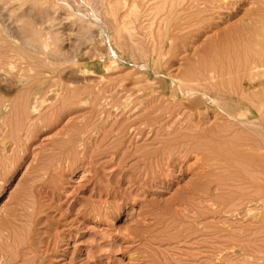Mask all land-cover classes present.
<instances>
[{"label":"rangeland","instance_id":"obj_1","mask_svg":"<svg viewBox=\"0 0 264 264\" xmlns=\"http://www.w3.org/2000/svg\"><path fill=\"white\" fill-rule=\"evenodd\" d=\"M119 1L111 0L116 4ZM126 1L129 7L134 0H123L118 8L125 7L123 2ZM139 3L140 8L146 9H141L142 16H137V30H133L130 37L126 35L129 44L138 42L133 45L137 49L135 54L140 52L139 59L135 55L136 58L131 59L133 62L130 61L125 51L124 60H117L116 69L109 72L110 58H98L93 42H79L81 34L72 30L64 16L57 22L65 38L62 46L59 45L61 55L50 52L40 60L39 55L24 46L22 39L28 26L42 35L50 30L49 20L54 14L44 5L33 7L30 16L20 14L22 30L12 42L7 36L2 37L5 34L0 28V40L6 38V42L0 41V105L14 101L18 116H22L21 119L17 116L16 143L6 130L0 129V264H264V129L259 134V129L228 125L231 122L227 116L210 102L199 106L192 114L176 85L177 78L213 61L220 64L219 67L235 65L234 70L238 65V70L248 46L247 23L264 13V6L259 0H225L224 3L221 0H186L180 3L181 8L177 7L176 16L168 23L171 28L161 32L164 36L167 34L162 56L158 47L153 50L151 41L148 43L152 32L157 33V37L159 29L166 26L162 14L159 16L152 10L154 2L147 4L139 0ZM259 6L263 10H259ZM72 7L78 13L79 6L73 3ZM124 7L119 17L126 24L130 19L124 16L128 11ZM148 8L149 17L145 12ZM84 9L80 10L88 14ZM153 16L158 17L154 23ZM129 22L132 24V21L127 24ZM148 25L152 27L150 30H147ZM93 32L94 42L99 41L98 48L105 49L106 42L103 38L99 40L100 32ZM157 40L160 45L161 40ZM170 41L173 49H169ZM155 57L161 59L153 67L150 61ZM244 80L247 79H243L242 87L252 90L250 86L255 83L252 85ZM54 84L57 88L63 84L70 89L66 97L63 96L64 101L52 100ZM53 85L55 88L51 87ZM46 87L51 89L46 92ZM30 90L42 91L44 96L39 102L46 104L39 106L38 114L32 115L25 105L24 96L29 95ZM225 92L234 97L235 101L228 105L229 110H234L240 98ZM85 99H90L89 103L79 102H86ZM247 100H242L240 109L246 113L252 111L250 120L261 123L264 128V118ZM141 102L150 105L148 111L152 114V128L147 129L143 139L130 134L137 127L133 123L139 117L135 112L137 107L135 111L132 109ZM13 120L16 123V118ZM193 127L197 130L191 129ZM123 130L129 133L125 138L120 136ZM167 130L172 138H166ZM197 132L214 138L213 145L208 143L209 156L206 152L200 153L203 158L199 159L194 153L190 157H185L184 153L177 155L179 147L175 138L180 140L181 135ZM235 135L238 138H234ZM165 140L173 142L167 150L175 154L171 159L163 155L165 147L160 141ZM155 149L159 150L158 154L153 153Z\"/></svg>","mask_w":264,"mask_h":264},{"label":"bare ground","instance_id":"obj_2","mask_svg":"<svg viewBox=\"0 0 264 264\" xmlns=\"http://www.w3.org/2000/svg\"><path fill=\"white\" fill-rule=\"evenodd\" d=\"M74 1H76V2H72V1H68V0H0V28H2V31H3V33L5 34L4 36L2 35V37L4 38L5 36H7V38L10 40V42H12V38L17 34V33H21V30H22V27H21V25L19 24V22H20V18H19V16H20V14H23L24 13V16H30V14L32 13V9H33V7H35V6H40V5H44V8L45 9H47L48 11L50 10V11H53L52 13L54 14V15H52L51 13H50V15H52L53 17H50L51 19L49 20L51 23V25H50V30L47 32V33H45V34H43L42 35V33L40 32L39 33V31H37L36 29H34V28H32V27H27L26 28V31H25V36H24V38L22 39V40H24L23 42H24V46L26 47V48H28V49H30L32 52H34L35 53V55H39L40 56V58L39 57H37V58H39L40 60H41V56L42 55H46V57H47V55L51 52V53H54V54H56L57 56H59V55H61V50L62 49H60L59 48V45L60 46H62V42L64 41V39L65 38H63L62 37V35L64 36V33L62 34L60 31H59V28H58V25L60 24H57V22H59L60 21V18L61 17H65V21L67 22V24H69V23H71V26H72V30L74 31V30H77L78 31V33H80L81 34V38H80V40H79V42H83V43H85L86 42V44H88L89 42H93V48H94V51L96 52V54H97V56H98V58L100 57V59H105V58H110V61H109V63H112L111 64V67H109V68H111V69H108L107 71L109 72V71H111L113 68H114V66H115V64H116V62H117V60H119V59H121V61H123L124 60V53H125V51H126V53H127V55L129 56V57H131L130 58V61H132L134 58H136L135 57V55H137V54H135V53H137V49H136V47L133 45V44H135V42L133 43V44H129V42L126 40V35H127V37L129 36L130 37V35L129 34H131V36H132V34H133V30H137V28H136V23H137V21H136V19H137V16H139V15H141L140 14V12L143 10L142 8H140V4L141 3H139L138 4V2H139V0H134L133 1V3H132V5H128L129 7H127V1L126 2H123L124 3V5H126L125 7L124 6H121V8H118L119 7V5L121 4L120 2H122L123 0H121V1H119L117 4H116V2H114V3H112L111 2V0H74ZM116 1V0H115ZM143 1V3H147L148 4V2L150 3H152V2H154V4L152 5V7H153V9L152 10H154V12H156L157 13V15H159L160 16V14H162V18L161 19H163V22H165V25L166 26H164V27H166L165 29H164V27H163V29H159L158 31V34L160 33V35H158L157 37H156V35L155 34H157V33H151V31H150V33H151V36L148 34V33H146V34H148L149 36H150V40L148 41V43H150V41H151V45L153 46V50H156V48L158 49V51H159V54H160V52H162L163 51V49H164V38L166 37L167 38V34L164 36V35H162V33L165 31H167V28L169 29V28H171V27H168L169 25H171V24H169L168 25V23H170V22H172V21H170L171 19H174V16H176V15H174V13L176 12V10H177V7L180 5V3H183V2H185L186 0H142ZM188 1V0H187ZM190 1V0H189ZM221 1H223V3H224V1L225 0H221ZM252 1V0H251ZM260 1V3L264 6V0H259ZM131 2H132V0H131ZM227 2V1H226ZM73 3H76L79 7H78V13L76 12V10H74V8L72 7V5H73ZM120 3V4H119ZM189 3V2H188ZM229 3V2H228ZM253 3V2H252ZM255 3V2H254ZM146 4V5H147ZM31 5V6H30ZM75 5V4H74ZM121 5H123V4H121ZM143 5H145V4H142V6ZM145 5V6H146ZM149 6H150V4H149ZM180 6H182V5H180ZM179 6V8H181ZM255 6H256V4H255ZM122 7H124V9L127 7L128 8V11H127V15L125 14H123L124 16H126V18H128V19H130V20H128V21H132V24L130 23H128L129 25H131V28L128 26V24H127V22L128 21H126V24H125V22H123V17L121 18L122 19V21H120V17H119V12H120V9H122ZM151 6H150V8H152ZM81 8H85L84 10H86L87 11V13L88 14H84L83 13V10H80ZM264 8V7H263ZM142 9V10H141ZM146 9V8H145ZM144 9V10H145ZM259 10L260 9H262L260 6H259V8H258ZM141 10V11H140ZM143 10V11H144ZM150 9L148 8L145 12H147V15H148V17H149V11ZM263 10V9H262ZM122 11H124V10H122ZM121 11V12H122ZM125 11H126V9H125ZM142 11V12H143ZM178 11V10H177ZM120 12V13H121ZM143 13V15H145L146 13ZM179 13V12H178ZM175 14H177V13H175ZM261 13H259L257 16H256V18L254 17L253 19H251L247 24H248V29L250 30L249 32H248V35L246 34H244L246 37H247V41H248V46H247V48H246V50L244 51V56H243V59H242V62H241V64H240V62H239V66H240V68L237 70V68H238V65L235 67V70L233 69L234 68V66L232 65V68H230L229 66L227 67V68H230V69H227L226 67H223V66H221V67H219L220 66V64H217L216 63V61H213V62H211V63H209V65H206V63H205V66H198V67H195L194 69H192L188 74H186L185 76H183L181 79H179V78H177V83L178 84H176V85H179L178 86V88H179V90L181 91V93H182V95H183V97H184V101L183 102H186V103H188V105L186 106V108L189 110V112H195V110H198L197 108L199 107V106H201V105H205V104H207L208 102H210V103H212V104H214V105H216L217 107H219L221 110H222V112L227 116V118H228V120L231 122V123H228V125L229 124H235V125H240V127L241 126H243V127H245V128H248V129H259V130H257V133H261V131H263V129L264 128H262V126H261V123H259V122H256V121H251L250 120V117H249V114L251 115L252 114V111H250L249 113H246L244 110H241L240 109V106H242L243 105V99H248L247 101H250L251 103H252V106L253 107H256L255 108V110H257L258 112H259V116H261V118H264V13L262 12V14L260 15ZM45 15V14H44ZM47 15V14H46ZM151 15V17H152V15H153V13L152 14H150ZM142 16V15H141ZM23 17V16H22ZM32 17V16H31ZM153 17H155V19L153 20V22L152 23H154L155 22V20L158 18V17H156V16H153ZM251 17V16H250ZM26 18V17H25ZM48 18V17H47ZM125 18V19H126ZM138 19H140V18H138ZM146 19H147V17H146ZM41 19H39V21H40ZM43 20H44V18H43ZM127 20V19H126ZM141 20H143V19H141ZM160 20V19H159ZM158 20V21H159ZM23 21V20H22ZM25 21V20H24ZM39 21H37V22H39ZM152 20H150V22H151ZM160 21H162V20H160ZM159 21V22H160ZM144 22V21H143ZM150 22H148V23H150ZM243 22V21H242ZM5 23H6V25H5ZM152 23H150V25L152 24ZM202 23V22H201ZM200 23V24H201ZM44 24H46L45 22H44ZM49 24V23H48ZM139 24V23H138ZM137 24V25H138ZM143 24V23H142ZM61 25V24H60ZM156 25V24H155ZM23 26V25H22ZM46 26V25H45ZM132 26H134V27H132ZM152 27L154 26V24L153 25H151ZM157 26V25H156ZM37 27H38V25H37ZM138 27V26H137ZM141 27H142V25H141ZM145 27V26H144ZM147 27H149V28H147V30L149 29L150 30V28H152V27H150L149 25L147 26ZM247 27V26H246ZM47 28V27H46ZM140 28V27H139ZM139 28H138V30H139ZM146 28V27H145ZM160 28H162V27H160ZM44 29V28H43ZM142 29V31L144 30L143 28H141ZM154 29V28H153ZM94 30H96V31H98V32H100V35H101V38H99V40H101L102 38V40L103 41H105L106 42V44L104 45L103 43H101L100 42V46H102V44H103V46H106L105 47V49H102V50H100V48H102V47H100V48H98V46H97V43L99 44V41L96 43V42H94V39H95V36H93L94 34ZM146 29H145V31H147ZM155 30H157V27L155 28ZM154 30V31H155ZM2 31H0V33L2 32ZM77 31H76V33H77ZM198 31V30H197ZM162 32V33H161ZM168 32H169V30H168ZM32 34V36L30 35V34ZM141 33V32H140ZM143 33V32H142ZM181 33V32H180ZM34 34V35H33ZM62 34V35H61ZM69 34V33H68ZM75 34V33H74ZM145 34V33H144ZM1 35V34H0ZM19 35V34H18ZM70 35V34H69ZM77 35V34H76ZM100 35H98V36H100ZM141 35V34H140ZM143 35V34H142ZM17 36V35H16ZM65 36H67V35H65ZM78 36H79V34H78ZM136 36V35H135ZM134 36V37H135ZM2 37H0V38H2ZM80 37V36H79ZM137 37L138 36H136V38L135 39H137ZM142 37V36H141ZM145 37V36H144ZM148 37V36H147ZM170 37V36H169ZM217 37V36H216ZM143 38V37H142ZM141 38V39H142ZM157 38H159V40H161V42H160V45L158 44L159 42H158V40H157ZM171 38V37H170ZM140 38H139V40H141ZM144 39V38H143ZM173 39V38H172ZM172 39H169V40H171V41H173ZM198 39V38H197ZM16 39H14V41H15ZM101 40V41H102ZM138 40V39H137ZM145 40V39H144ZM168 40V41H169ZM1 41V40H0ZM5 42H6V38H5V40H4ZM3 40L1 41V42H4ZM145 41H147V38H146V40ZM144 41V42H145ZM169 42L170 43V45H169V49H173V43L172 42ZM240 41V40H239ZM88 42V43H87ZM104 42V43H105ZM167 42V41H166ZM232 42V41H231ZM83 43H82V45H83ZM138 42H136V44H137ZM8 44V43H7ZM13 44V43H12ZM16 44V43H15ZM140 44H143L142 42H140ZM145 44V43H144ZM242 44V43H241ZM1 45V44H0ZM4 45V44H3ZM85 45V44H84ZM191 45H193V44H191ZM5 46V45H4ZM11 47H12V45H10ZM17 46V45H16ZM70 46V45H69ZM144 46V45H143ZM226 46V45H225ZM224 46V47H225ZM242 46V45H241ZM10 47V48H11ZM19 47V46H18ZM17 47V48H18ZM175 47V46H174ZM245 47V46H244ZM3 48V47H2ZM6 48H7V46H6ZM21 48V47H20ZM19 48V49H20ZM98 48V49H97ZM104 48V47H103ZM135 48V49H134ZM211 48V47H210ZM218 48V47H217ZM243 48V47H242ZM1 49V48H0ZM22 49V48H21ZM2 50H4V49H2ZM15 50V49H14ZM14 50H12L11 49V51H14ZM25 50V49H24ZM66 50V49H65ZM64 50V51H65ZM143 50V49H142ZM145 50V49H144ZM167 50V49H166ZM166 50H164V51H166ZM185 50V49H184ZM213 50V49H212ZM216 51H217V49H215ZM215 50H213V51H215ZM17 51V50H16ZM212 51V52H213ZM243 51V50H242ZM22 52V51H21ZM69 52V51H68ZM84 52V51H83ZM1 53V52H0ZM15 53V52H14ZM29 53V52H28ZM33 53V54H34ZM87 53V52H86ZM142 53V52H141ZM153 53V52H152ZM158 53V52H157ZM167 53V52H166ZM170 53V52H169ZM214 53V52H213ZM2 54V53H1ZM0 54V55H1ZM32 54V55H33ZM85 54V53H84ZM139 54H140V52H139ZM139 54L137 55L138 56V59H139ZM148 54V53H147ZM158 54V55H159ZM163 54V52L161 53V55ZM232 54V53H231ZM126 55V54H125ZM157 55V56H158ZM161 55H159L160 57H161ZM164 55V54H163ZM162 55V56H163ZM166 55V54H165ZM2 56V55H1ZM6 56V55H5ZM23 56V55H22ZM30 55H28V57H29ZM52 56V55H51ZM145 56V55H144ZM147 56V55H146ZM151 56H152V54H151ZM150 56V57H151ZM168 56V55H167ZM16 57V56H15ZM28 57L26 58V59H28ZM55 56H53V58H54ZM91 57V56H90ZM141 57V56H140ZM149 57V58H150ZM160 57H158V58H156V59H154L153 61H150V62H152V65H153V67L155 66H157L158 65V61H159V59H161ZM207 57V56H206ZM228 57V56H227ZM3 58V57H2ZM19 58V57H18ZM58 58V57H57ZM76 58V57H75ZM144 58V57H143ZM215 58H217V57H215ZM231 58V57H230ZM235 59H236V57H234ZM22 59V58H21ZM78 59V58H77ZM132 59V60H131ZM141 59V58H140ZM145 59V61H146V59L147 58H144ZM201 59V58H200ZM31 60V59H30ZM42 60H44L43 59V56H42ZM58 60V59H57ZM142 60V59H141ZM237 60V59H236ZM47 61H48V59H47ZM55 61H56V57H55ZM59 61V60H58ZM62 61V60H61ZM72 61V60H71ZM221 61V60H220ZM239 61V60H238ZM31 62V61H30ZM42 62V61H41ZM133 62V61H132ZM217 62H219V60H217ZM21 63V62H20ZM45 63V62H44ZM47 63V62H46ZM146 63H148V62H146ZM222 63V62H221ZM39 64V63H38ZM223 64V63H222ZM52 65V64H51ZM50 65V66H51ZM79 65V64H78ZM194 65V64H193ZM219 65V66H218ZM16 66V65H15ZM28 66V65H27ZM33 66V65H32ZM42 66V65H41ZM54 66V65H53ZM60 66H61V64H60ZM17 67V66H16ZM58 67V66H57ZM106 68H108V67H105L104 69H106ZM148 68V67H147ZM40 69H42V68H40ZM114 69H116V68H114ZM140 69H141V67H140ZM142 69H144V68H142ZM149 69V68H148ZM145 70V69H144ZM47 71H48V69H47ZM188 72V71H187ZM89 73V72H88ZM37 74V73H36ZM84 74V73H83ZM86 74V73H85ZM84 74V75H85ZM92 74V73H91ZM10 75V74H9ZM58 76V75H57ZM106 78V77H105ZM171 79H173V78H171ZM243 79H247V80H244V81H246V82H250V83H252V85L255 83V85L252 87V86H250L251 88H252V90L250 89H248V90H246V89H244L243 87H242V81H243ZM108 80V79H107ZM154 80V79H153ZM104 81V80H103ZM117 81V80H116ZM21 82V81H20ZM58 82V81H57ZM60 82V81H59ZM150 82V81H149ZM152 82V81H151ZM76 83V82H75ZM97 83V82H96ZM119 84V83H118ZM140 84H142V83H140ZM139 84V85H140ZM55 85V84H54ZM54 85L53 86H51V87H53V88H55L54 87ZM56 85H58V83H56ZM55 85V86H56ZM147 85V84H146ZM154 85V84H153ZM173 85V84H172ZM50 86V85H49ZM60 86H61V84H60ZM64 85L62 84V87H59V88H57V86H56V88H55V92L53 91L54 89H52L51 91L53 92L52 93V100H56V101H64V97L63 96H65V93H66V91L68 92V90H70L69 88H66L65 86V88L63 87ZM244 86V85H243ZM25 87V86H24ZM26 87H27V85H26ZM246 87V86H245ZM41 88V87H40ZM89 88V87H88ZM45 89V88H44ZM49 89H51L50 87L47 89V87H46V89L44 90V91H46V90H49ZM99 89H100V87H99ZM116 89V88H115ZM83 90V89H82ZM86 90V89H85ZM101 90V89H100ZM113 90H114V88H113ZM28 91H29V89H28ZM42 91H43V89H42ZM42 91L40 92H36V91H33V90H30V92H29V95L26 93V96L28 95V97L27 98H25L26 96H24V100H25V102H26V104L25 105H27L30 109H31V111H32V113H31V111H30V113L33 115V114H38V112H39V106H43V105H45L46 103H45V101H43L42 103H40L39 101L42 99V97H44V96H42ZM96 91H97V89H96ZM147 91H149V90H147ZM225 91H229L230 93L232 92L233 93V95H236L237 96V98H242V100H237V107H235V109L233 110H229L228 109V105H229V103L230 102H234L235 101V99H234V97L233 96H231V95H229V94H227L228 92H225ZM47 92V91H46ZM73 92V91H72ZM98 92V91H97ZM99 92H101V91H99ZM113 92V91H112ZM111 92V93H112ZM49 93V92H48ZM231 93V94H232ZM8 94V93H7ZM20 94V93H19ZM44 94V93H43ZM50 94H51V92H50ZM68 94V93H67ZM72 94H74V93H72ZM45 95V94H44ZM71 95V94H70ZM98 95V94H97ZM96 95V96H97ZM100 95V94H99ZM87 96V95H86ZM90 93H89V98H90ZM133 96V95H132ZM145 96V95H144ZM66 97V96H65ZM82 97V96H81ZM92 97H94L95 99H96V97L95 96H92ZM149 97V96H148ZM160 97V96H159ZM164 97V96H163ZM1 98V97H0ZM11 98V97H10ZM100 98V97H99ZM132 98V97H131ZM154 98H155V96H154ZM4 99H5V97H4ZM47 99V98H46ZM70 99V98H69ZM73 99H75V98H73ZM86 99H88V98H86ZM85 99V100H86ZM91 99V98H90ZM89 99V100H90ZM110 99V98H109ZM137 99V98H136ZM140 99V98H139ZM142 99V98H141ZM68 100V99H67ZM88 100V101H89ZM105 100V99H104ZM150 100V99H149ZM22 101H23V99H22ZM73 101V100H72ZM87 100H86V102L84 101V100H81V101H79V102H81V103H87L88 102ZM137 101V100H136ZM140 101V100H139ZM142 101V100H141ZM175 101V100H174ZM9 102V101H8ZM19 102V105H20V102L21 101H18ZM52 103L51 104H53L54 102L53 101H51ZM66 103H67V101H65ZM93 102L94 101H92V104H93ZM146 102V101H145ZM151 102H152V100H151ZM155 102V101H154ZM167 102V101H166ZM165 102V103H166ZM45 103V104H44ZM48 103V102H47ZM65 103V104H66ZM76 103H77V101H76ZM89 103V102H88ZM91 103V102H90ZM125 103V102H124ZM127 103V102H126ZM147 103V102H146ZM148 103H149V101H148ZM164 103V102H163ZM250 103V104H251ZM23 104V103H22ZM120 104V103H119ZM131 104V103H130ZM151 104V103H150ZM153 104V103H152ZM162 104V103H161ZM233 104H235V103H233ZM24 105V104H23ZM24 105V106H25ZM74 105V104H73ZM99 105V104H98ZM111 105V104H110ZM109 105V107H111ZM124 105V104H123ZM126 105V104H125ZM123 106V107H129V104L128 105H126V106ZM132 105H134V104H132ZM131 105V106H132ZM140 105V106H139ZM138 106H136L135 105V107L132 109V110H134L136 107V111L135 112H137L136 113V115L137 116H139L138 117V120L136 121V122H134L133 123V125L134 126H137V127H135V128H133V130H131L130 131V134H132V135H136L135 137H138V138H141V139H143V138H145V136H147V132H148V128H150V126L152 125V124H150V117L152 116V114L148 111L149 109H151L150 107L148 108V105L149 104H144L143 102H141L140 104H139ZM162 105H164V104H162ZM184 105H185V103H184ZM240 105V106H239ZM15 104H14V101L13 102H9V104L6 102V103H2L1 105H0V129L1 128H3V131L4 130H6L7 132L6 133H9L10 135H11V137L10 138H12L13 137V139H14V141H15V143H16V136L18 135V133H19V129H18V118H17V116H18V114H17V112H16V108H15ZM50 106V105H49ZM52 106V105H51ZM85 106H87V105H85ZM121 106V105H120ZM150 106V105H149ZM152 106V105H151ZM161 106V105H160ZM183 106V105H182ZM181 106V107H182ZM76 107V106H75ZM78 107V106H77ZM90 107H91V105H90ZM112 107H113V105H112ZM116 107V106H115ZM117 107H118V103H117ZM18 108V107H17ZM19 108H20V106H19ZM27 108V107H26ZM153 108V107H152ZM167 108H169L168 106H167ZM23 109H24V107H23ZM97 109H99V107L97 108ZM116 109V108H115ZM114 109V110H115ZM157 109H159V108H157ZM206 109H208L207 107H206ZM219 109V110H220ZM254 109V108H253ZM18 110V109H17ZM20 110V109H19ZM120 110V109H119ZM130 110V109H129ZM184 110V109H183ZM182 110V111H183ZM200 110V109H199ZM161 111V110H160ZM169 111V110H168ZM179 111V110H178ZM181 111V112H182ZM25 112V111H24ZM127 112V111H126ZM156 112H158V111H156ZM164 112V111H163ZM189 112H188V114H189ZM198 112V111H197ZM222 112L220 113V114H222ZM40 113V112H39ZM97 113V112H96ZM119 113V112H118ZM162 113V112H161ZM177 113V112H176ZM219 113V112H218ZM25 114V113H24ZM123 114V113H122ZM160 114V113H159ZM183 114V113H182ZM187 114V113H186ZM193 114V113H192ZM200 114V113H199ZM177 115V114H176ZM179 115V114H178ZM28 116H30V115H28ZM27 116V117H28ZM173 116V115H172ZM186 116H189V115H186ZM193 116V115H192ZM192 116H190V117H192ZM221 116V115H220ZM19 117V116H18ZM22 117V116H21ZM21 117H19L20 119H21ZM182 117V116H181ZM13 118L15 119L16 118V123H15V120H13ZM38 118V117H37ZM36 118V119H37ZM96 118V117H95ZM170 117H168L167 119H169ZM224 118H225V116H224ZM29 119V118H28ZM179 119V118H178ZM187 119H188V117H187ZM186 118H185V120H184V118H183V120L184 121H186L187 120ZM27 120V119H26ZM32 120V119H31ZM44 120V119H43ZM55 120V119H54ZM136 120V119H135ZM171 120H173V119H171ZM176 120V119H175ZM182 120V121H183ZM189 120V119H188ZM20 121V120H19ZM154 121V120H153ZM152 121V122H153ZM182 121L180 120V122L182 123ZM193 121V120H192ZM30 122V121H29ZM175 122V121H174ZM173 122V123H174ZM179 122V123H180ZM187 122V121H186ZM189 122V121H188ZM22 123V122H21ZM124 123V122H123ZM155 123V122H154ZM184 123V125H185V122H183ZM182 123V124H183ZM120 124V123H119ZM161 124V123H160ZM169 124H171V123H169ZM181 124V125H182ZM22 125V124H21ZM184 125H182V126H184ZM187 125H188V123H187ZM20 126V125H19ZM122 126V125H121ZM226 126V125H225ZM160 127V126H159ZM191 126H189L188 128H187V130H189V128H190ZM28 128V127H27ZM151 128H152V126H151ZM151 128H150V130H151ZM185 128V127H184ZM199 128V127H198ZM219 128V127H218ZM29 129V128H28ZM148 129V130H147ZM157 129V128H156ZM169 129V128H168ZM173 129V128H172ZM180 129V128H179ZM179 129H178V131H179ZM191 129H196V128H191ZM220 129V128H219ZM24 130V129H23ZM149 130V131H150ZM170 130V129H169ZM174 130V129H173ZM173 130H171V131H173ZM182 130V129H181ZM197 130V129H196ZM246 130V129H245ZM124 131L125 130H123V132L121 133V138L122 137H126L127 135H129V133L128 132H126L125 131V133H124ZM184 131V133L186 132L185 130H183ZM1 132V131H0ZM5 132V131H4ZM97 132V131H96ZM118 132V131H117ZM120 132V131H119ZM154 132H156V131H154ZM154 132H150L151 134H153ZM167 132V134H168V130L166 131ZM174 133L173 134H175V130L173 131ZM177 132V131H176ZM188 132V131H187ZM192 132H194V131H192ZM204 132V131H203ZM245 132H247V131H245ZM264 132V131H263ZM158 133V132H157ZM183 133V136L185 135ZM190 133V132H189ZM238 133V132H237ZM236 133V134H237ZM243 133V132H242ZM2 134V133H1ZM4 134V133H3ZM94 134V133H93ZM180 134H181V132H180ZM235 134V133H234ZM20 135V134H19ZM97 135V134H96ZM163 135V134H162ZM178 135H179V133H178ZM177 135V136H178ZM203 135V134H202ZM201 134H198V132H197V134H189V135H185L184 137H181L180 135V137L179 138H181L180 140L178 139V137H176L175 139L177 140V145H178V147H179V150L176 152V151H173V152H176L177 153V155H181L182 153H184V155H185V157H190V155H192L193 153L194 154H196L195 156L199 159V157H202V156H200V153L202 154V153H205L206 151H208L207 149L210 147L209 145H208V143H212L213 141L215 142V140H213L214 138H212V137H208V136H202ZM1 136V135H0ZM28 136V135H27ZM81 136V135H80ZM90 136V135H89ZM167 136V137H166ZM165 137L166 138H168V136L170 137V138H172L171 136H173L172 135V133L170 132L168 135H166ZM176 136V135H175ZM209 136H211V135H209ZM3 137V136H2ZM6 137V136H5ZM8 137V136H7ZM131 137V136H130ZM161 137H163V136H161ZM165 137H163L164 139H166ZM215 137V136H214ZM228 137V136H227ZM238 138V136H236L235 135V137L234 138ZM97 138V137H96ZM155 138H158V134H157V136L155 135ZM232 139H233V137H231ZM29 139V138H28ZM151 139V138H150ZM153 139V138H152ZM215 139H218V137L217 138H215ZM231 139V140H232ZM18 140V139H17ZM179 140V141H178ZM2 141V140H1ZM14 141L12 140V142L14 143ZM254 141V140H253ZM3 142H5V141H3ZM2 142V143H3ZM161 142V146H163V147H165V148H163L164 149V153H163V155L164 156H167L168 155V158L169 159H171V157L173 158L174 156H175V154H173V153H169L168 151V149H169V147L171 146V144H173V142H172V140L170 141V140H165L164 142H162V141H160ZM236 142V141H235ZM241 142H243L242 140H241ZM248 142V141H247ZM251 142V141H250ZM8 143H9V141H8ZM7 143V144H8ZM23 143V142H22ZM116 143V142H115ZM4 144V143H3ZM197 144V145H196ZM159 145V146H160ZM212 145H213V143H212ZM251 145V144H250ZM13 146H14V144H13ZM17 146V145H16ZM249 146V145H248ZM139 147V146H138ZM172 147V146H171ZM238 147V146H237ZM160 148V147H159ZM158 148V149H159ZM252 148V147H251ZM3 149V148H2ZM14 149V148H13ZM15 149H16V147H15ZM72 149V148H71ZM139 149V148H138ZM137 149V150H138ZM144 149V148H143ZM158 149H155V151L153 152L154 154H158V152H159V150ZM231 149V148H230ZM11 150H12V147H11ZM79 150H80V148H79ZM168 150V151H167ZM174 150H176V149H174ZM181 150H183V151H181ZM215 150V149H214ZM16 151V150H15ZM246 151V150H245ZM257 151V150H256ZM3 152V151H2ZM148 153L150 152V151H147ZM147 152H145V153H147ZM209 152V151H208ZM211 152V151H210ZM160 153H161V151H160ZM159 153V154H160ZM207 153V152H206ZM137 154V153H136ZM141 154V153H140ZM10 155V154H9ZM163 155H162V157H163ZM203 155V154H202ZM207 155H208V153H207ZM11 156V155H10ZM68 156V155H67ZM148 156V155H147ZM194 156V157H195ZM209 156V155H208ZM5 157H7V156H5ZM74 157V156H73ZM122 157V156H121ZM159 157V156H158ZM185 157H183V155H182V158H185ZM221 157V156H220ZM3 158V157H2ZM167 158V157H166ZM203 158V157H202ZM202 158H201V160H202ZM206 158V157H205ZM208 158V157H207ZM219 158V157H218ZM222 158V157H221ZM151 159V158H150ZM240 159V158H239ZM66 160H67V158H66ZM142 160V159H141ZM140 160V161H141ZM155 160H156V158H155ZM167 160V159H166ZM201 160H199V161H201ZM204 160V159H203ZM144 161H146V160H144ZM151 161V160H150ZM168 161V160H167ZM166 161V162H167ZM231 161V160H230ZM76 162V161H75ZM202 162V161H201ZM216 163H218V162H216ZM151 164V163H150ZM149 164V165H150ZM141 165V164H140ZM143 165V164H142ZM156 165V164H155ZM144 166V165H143ZM158 166V165H157ZM241 166V165H240ZM249 166V165H248ZM153 167V166H152ZM158 168V167H157ZM232 168V167H231ZM257 168V167H256ZM234 169V168H233ZM249 169H251V168H249ZM259 169H260V167H259ZM259 169H257V170H259ZM202 171V170H201ZM241 171V170H240ZM255 171V170H254ZM250 173V172H249ZM259 173V172H258ZM206 174V173H205ZM234 174V173H233ZM253 176V175H252ZM256 176V175H255ZM238 178V177H237ZM239 179V178H238ZM235 180V179H234ZM237 180V179H236ZM240 180V179H239ZM252 180V179H251ZM258 180V179H257ZM247 181V180H246ZM259 181H261V179L259 180ZM233 182V181H232ZM245 182V181H244ZM264 182V181H263ZM120 183V182H119ZM256 183V182H255ZM260 184V183H259ZM223 185V184H222ZM217 186V185H216ZM262 186V185H261ZM207 187V186H206ZM221 187V186H220ZM241 187V186H240ZM211 188V187H210ZM215 188V187H214ZM218 188V187H217ZM212 189V188H211ZM220 189V188H219ZM237 189H239L238 188V186H237ZM236 189V190H237ZM251 189V188H250ZM253 189V188H252ZM259 189V188H258ZM210 190V189H209ZM245 190V189H244ZM243 190V191H244ZM261 190H263V189H261ZM218 191V190H217ZM237 191H239V190H237ZM242 191V192H243ZM256 191H258V190H256ZM261 192V191H260ZM264 192V191H263ZM197 193V192H196ZM202 193V192H201ZM236 193V192H235ZM255 193V192H254ZM258 193H259V191H258ZM198 194V193H197ZM232 194V193H231ZM252 194V193H251ZM256 194V193H255ZM263 194V193H262ZM249 195V194H248ZM247 195V196H248ZM254 195V194H253ZM206 196V195H205ZM204 196V197H205ZM223 196V195H222ZM236 196V195H235ZM255 196V195H254ZM263 196V195H262ZM206 197H208V196H206ZM245 197V196H244ZM258 197H260L259 195H257V198ZM199 198V197H198ZM241 198V197H240ZM247 198H249V197H247ZM211 199V198H210ZM213 199V198H212ZM221 199H223V198H221ZM252 199H253V196H252ZM255 199V198H254ZM205 200H207V199H205ZM208 200H209V198H208ZM204 201V200H203ZM211 201V200H210ZM260 201V200H259ZM261 201H262V199H261ZM223 202V201H222ZM248 202V201H247ZM250 202V201H249ZM257 202H258V200H257ZM201 203V202H200ZM235 204H236V202H234ZM240 203V202H239ZM252 203V202H251ZM213 204V203H212ZM235 204H233V205H235ZM250 204V203H249ZM262 204V203H261ZM263 204H264V202H263ZM203 205V204H202ZM222 205V204H221ZM210 206V205H209ZM214 206V205H213ZM243 206V205H242ZM212 207V206H211ZM231 207V206H230ZM230 207H228V208H230ZM241 207V206H240ZM240 207H238V205H237V208H240ZM244 207H245V205H244ZM252 207H254V206H252ZM234 208H236V207H234ZM251 208V207H250ZM256 208V207H255ZM254 208V209H255ZM227 209V208H226ZM248 209V208H247ZM253 209V210H254ZM258 209V208H257ZM111 210V209H110ZM238 210V209H237ZM260 210H261V208H260ZM251 211V210H250ZM231 212V211H230ZM248 212V211H247ZM252 212V211H251ZM256 212H257V210H256ZM229 214V213H228ZM242 214V213H241ZM243 215V214H242ZM245 215V214H244ZM262 215V214H261ZM264 215V214H263ZM250 216V215H249ZM245 218V217H244ZM263 218V217H262ZM250 219V218H249ZM251 221V220H250ZM194 222V221H193ZM250 223V222H249ZM256 223V222H255ZM243 224V223H242ZM239 230V229H238ZM242 231V230H241ZM237 235H239V234H237ZM243 235V234H242ZM241 236V235H240ZM232 238V237H231ZM230 241V240H229ZM230 242H233V241H230ZM244 243H246V242H244ZM238 244V243H237ZM240 244V243H239ZM243 245V244H242ZM237 246V245H236ZM239 246V245H238ZM228 247V246H227ZM247 247V246H246ZM237 248V247H236ZM232 249H235V248H232ZM248 249V248H247ZM259 249V248H258ZM261 249V248H260ZM236 250V249H235ZM240 250H242V249H240ZM234 251V250H233ZM243 251V250H242ZM244 251H246V250H244ZM241 252V251H240ZM254 253V252H253ZM259 253V252H258ZM261 253V252H260ZM228 254V253H227ZM232 254V253H231ZM230 254V255H231ZM238 254V253H237ZM235 255V254H234ZM238 255H240V254H238ZM256 255V254H255ZM258 255V254H257ZM256 255V256H257ZM236 256V255H235ZM250 256V255H249ZM259 256V255H258ZM261 256V255H260ZM220 257V256H219ZM223 257V256H222ZM226 257V256H225ZM239 257V256H238ZM241 257H243V256H241ZM227 258V257H226ZM225 258V259H226ZM230 259V258H229ZM249 259V258H248ZM221 260H223V259H221ZM251 260V259H250Z\"/></svg>","mask_w":264,"mask_h":264}]
</instances>
